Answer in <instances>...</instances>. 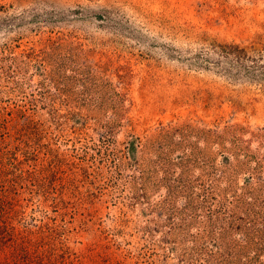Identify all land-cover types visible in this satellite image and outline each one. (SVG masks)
Returning a JSON list of instances; mask_svg holds the SVG:
<instances>
[{
  "label": "rangeland",
  "instance_id": "rangeland-1",
  "mask_svg": "<svg viewBox=\"0 0 264 264\" xmlns=\"http://www.w3.org/2000/svg\"><path fill=\"white\" fill-rule=\"evenodd\" d=\"M0 264H264V0H0Z\"/></svg>",
  "mask_w": 264,
  "mask_h": 264
}]
</instances>
